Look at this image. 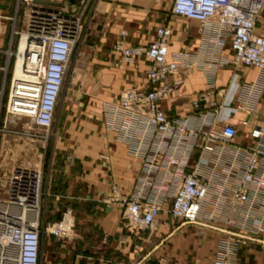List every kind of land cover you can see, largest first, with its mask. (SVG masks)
Instances as JSON below:
<instances>
[{"label":"built area","instance_id":"2783aa9c","mask_svg":"<svg viewBox=\"0 0 264 264\" xmlns=\"http://www.w3.org/2000/svg\"><path fill=\"white\" fill-rule=\"evenodd\" d=\"M96 1L14 0V17L0 15L13 25V44L6 53L0 51V125L5 114L7 123L21 124L32 137L54 128L68 71L89 37ZM171 14L196 21L214 55L228 48L234 66L264 72V35L256 32L264 0H173ZM171 35L169 27H160L154 41L139 51L126 49L122 40L115 44L128 62L146 58L149 89L123 91L108 112L107 128L129 146L142 169L129 195L112 187L107 205L120 204L126 227L140 235L157 228L168 201L169 215L182 224L236 225L239 235L218 257V264H236L244 239L264 232V128L253 129L247 144L233 147L236 130L230 120L237 111L230 102L199 115L168 116L160 105L182 83L169 79L185 77L196 65L186 54L170 53ZM234 85L235 95L240 84ZM206 100L207 95L200 97ZM47 196L41 169L13 167L1 183L0 247L7 245L9 254L3 264H40L45 235L57 241L67 237V213L50 226L41 221ZM157 264L169 262L162 258Z\"/></svg>","mask_w":264,"mask_h":264},{"label":"crops","instance_id":"0c3cea01","mask_svg":"<svg viewBox=\"0 0 264 264\" xmlns=\"http://www.w3.org/2000/svg\"><path fill=\"white\" fill-rule=\"evenodd\" d=\"M172 1H96L85 46L90 52L89 66L75 70L81 73L86 87L74 95L73 111H66L60 118L69 139L67 149L77 162L57 167L50 201H44L49 204L45 211L51 216L46 224L61 221L67 213L70 228L61 241L46 237L40 264H157L162 258L169 264H218L226 242L239 235L236 225L204 220L196 225L182 224L168 213L171 201L164 205L157 228L140 235L126 227L120 204H108V209L101 206L113 198V186L121 189V195H129L142 169V162L130 154L129 146L107 128L108 112L119 103L123 91L149 89L146 58L136 56L132 62L126 61L114 50L119 40L126 49L139 51L154 41L158 28L169 27L170 53L186 54L188 61L196 64L185 77L169 79L182 83L160 105L168 116L199 115L230 102V108L237 111L230 120L236 130L233 147L244 146L253 129L264 128V72L234 66L228 48L214 55L205 46L196 21L171 14ZM3 29L0 22V31ZM256 32L264 35V17ZM235 82L240 89L234 95ZM202 95H207L206 101H200ZM244 120L247 126L242 124ZM210 158L213 160V156ZM212 205L210 198L205 211L210 212ZM236 264H264V232L244 239Z\"/></svg>","mask_w":264,"mask_h":264},{"label":"rangeland","instance_id":"374dc122","mask_svg":"<svg viewBox=\"0 0 264 264\" xmlns=\"http://www.w3.org/2000/svg\"><path fill=\"white\" fill-rule=\"evenodd\" d=\"M0 5H4V2L0 1ZM0 15L7 18L14 17V0H11L8 9L3 13L0 12ZM0 22L3 23L4 26V29L0 31V35L2 36L0 39H2L3 42L0 44V51H2V53H6L13 44V25L10 21L4 19H0ZM90 31L88 39L90 38ZM16 41L14 43H16ZM89 56L90 52L86 51V48H84L78 56L74 57L68 71L64 91L58 105L56 116L57 123L50 132H38L39 137L29 136L28 134L31 133L27 134L23 132L21 124L14 126L13 124L10 125L7 123L5 114H3V121L0 125V185L5 181L7 174L13 167L24 166L41 169L44 175V191L48 195L47 199L49 202V195L53 190L52 181L57 178V167L64 162H77L76 156L72 155V152L67 149L69 139L66 132L62 129L60 118L66 111H73V106L76 103L74 95L77 92H83L84 87H86V84L82 82L84 81L83 77H79L81 73H76L75 70H80L79 67L81 65L85 66L84 70H86L89 66ZM2 61H5L4 55L2 56ZM6 96L7 93L5 95V99ZM62 173L63 172L61 171L59 172L60 175ZM45 206L49 207V204L47 203V205H45V203H43L41 221H44V219L46 221L49 217H51L45 211ZM64 214L65 213H63L61 220H63ZM46 237L47 235H45L44 240Z\"/></svg>","mask_w":264,"mask_h":264},{"label":"bare ground","instance_id":"6f19581e","mask_svg":"<svg viewBox=\"0 0 264 264\" xmlns=\"http://www.w3.org/2000/svg\"><path fill=\"white\" fill-rule=\"evenodd\" d=\"M33 217V219H37V216L36 215H34V216H32ZM0 235H1V233H0ZM8 247H7V245H1V247H0V256L2 257L1 259H0V262H2L1 264H3V262H4V258H3V256H9V254H8V249H7Z\"/></svg>","mask_w":264,"mask_h":264},{"label":"water","instance_id":"95a60500","mask_svg":"<svg viewBox=\"0 0 264 264\" xmlns=\"http://www.w3.org/2000/svg\"><path fill=\"white\" fill-rule=\"evenodd\" d=\"M0 1H3V2L6 3V5H0V9H1V10H7L8 7H9V3L11 2V0H0ZM71 2L73 3L74 0H71ZM101 206H102L103 208H105V209H108V206H107V204H105V203H102Z\"/></svg>","mask_w":264,"mask_h":264}]
</instances>
